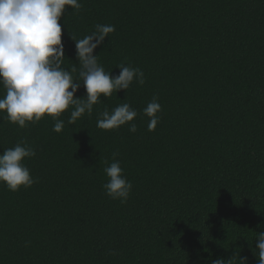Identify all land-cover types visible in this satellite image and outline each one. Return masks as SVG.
Masks as SVG:
<instances>
[{
    "label": "trees",
    "instance_id": "16d2710c",
    "mask_svg": "<svg viewBox=\"0 0 264 264\" xmlns=\"http://www.w3.org/2000/svg\"><path fill=\"white\" fill-rule=\"evenodd\" d=\"M59 21L62 68L79 80L75 40L111 24L94 55L106 72L143 71L133 82L53 131L45 117L20 129L0 113V155L24 142L34 184H0V264H257L264 231V0H79ZM72 69H76L72 72ZM81 87L75 98H85ZM5 90L0 86V98ZM156 97L159 123L143 109ZM128 103L137 131L97 127ZM132 184L107 196L113 154Z\"/></svg>",
    "mask_w": 264,
    "mask_h": 264
},
{
    "label": "clouds",
    "instance_id": "9594fccd",
    "mask_svg": "<svg viewBox=\"0 0 264 264\" xmlns=\"http://www.w3.org/2000/svg\"><path fill=\"white\" fill-rule=\"evenodd\" d=\"M67 8L79 11V0H0V86L5 95L0 98V113L20 129L35 125L45 117L54 123L53 131L60 133L64 121L60 118L70 110L69 124H74L85 113L91 115L93 106L101 103V97L127 91L133 82L145 83L143 71L121 65L117 76H112L98 63L95 50L110 34L115 32L111 24H97L95 31L75 40L76 58L81 65L79 80L62 68L65 59L60 20ZM76 69H72L75 72ZM85 98H75L81 87ZM161 105L156 97L143 109L148 118V130L154 131L159 123ZM138 113L128 103H122L110 113L105 110L97 127L102 130H118L128 125L135 133L134 122ZM36 155L26 143L5 149L0 155V184L11 192L28 189L34 184L25 160ZM104 169L108 182L104 185L107 196L124 203L129 198L132 184L124 176L116 156ZM255 254L257 264H264V231L256 233ZM237 256L225 260L216 258L211 264H234ZM208 264V261H205ZM238 264H247V258L238 256Z\"/></svg>",
    "mask_w": 264,
    "mask_h": 264
}]
</instances>
